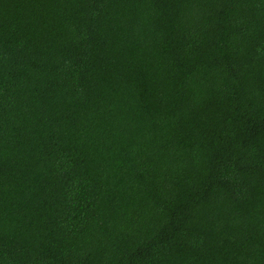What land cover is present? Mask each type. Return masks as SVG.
Segmentation results:
<instances>
[{
  "label": "trees",
  "instance_id": "16d2710c",
  "mask_svg": "<svg viewBox=\"0 0 264 264\" xmlns=\"http://www.w3.org/2000/svg\"><path fill=\"white\" fill-rule=\"evenodd\" d=\"M0 264H264V0H0Z\"/></svg>",
  "mask_w": 264,
  "mask_h": 264
}]
</instances>
